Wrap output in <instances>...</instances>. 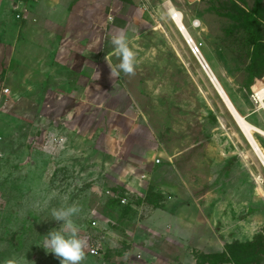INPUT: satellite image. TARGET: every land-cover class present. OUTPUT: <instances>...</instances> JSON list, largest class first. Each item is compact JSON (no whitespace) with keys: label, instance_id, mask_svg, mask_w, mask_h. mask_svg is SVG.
I'll return each mask as SVG.
<instances>
[{"label":"rangeland","instance_id":"1","mask_svg":"<svg viewBox=\"0 0 264 264\" xmlns=\"http://www.w3.org/2000/svg\"><path fill=\"white\" fill-rule=\"evenodd\" d=\"M119 1L110 22L130 34L137 65L115 80V31L82 57L69 42L75 70L41 26L64 32L68 0H0V264H61L35 243L59 227L50 210L71 205L81 264H264V167L167 12L184 13L237 110L264 129L251 99L264 81V0L259 31L238 8L256 0Z\"/></svg>","mask_w":264,"mask_h":264},{"label":"crops","instance_id":"2","mask_svg":"<svg viewBox=\"0 0 264 264\" xmlns=\"http://www.w3.org/2000/svg\"><path fill=\"white\" fill-rule=\"evenodd\" d=\"M29 1L38 4L46 3L49 4L50 7H53L60 3L59 1L61 0ZM120 6L121 2L119 0H116L113 4H111L110 0H68L64 18L59 21L63 24L61 30H64V32L58 34L55 30L57 27L53 26L56 22L58 23V20H56L55 24L51 25L47 19H44L43 22L45 24L42 23L41 26L48 27V29L52 31L51 34L60 36L57 57L62 60L65 58V62L68 66L77 70L79 68H75L74 66L77 58L74 59L71 55L74 54V49L78 48L69 45L70 48L68 49L66 45L69 42L74 44L73 41L79 42L81 44L79 47L82 49L80 51L77 50V54L81 57L83 55L85 56V54L100 52V48L102 47L101 32L107 31V33H109L110 31H118V27L115 26V23L110 22L109 13H113L112 10H114V12L117 11ZM61 55L63 57H61ZM87 65L90 67L92 66V64Z\"/></svg>","mask_w":264,"mask_h":264},{"label":"clouds","instance_id":"3","mask_svg":"<svg viewBox=\"0 0 264 264\" xmlns=\"http://www.w3.org/2000/svg\"><path fill=\"white\" fill-rule=\"evenodd\" d=\"M110 43L118 60V63L113 65L108 56L106 57L111 69V77L116 80L120 73L134 75L137 53L131 46L130 34L125 29H120L110 37ZM78 212L79 208L75 205L52 208L45 218L60 222L59 227L53 228L47 234H40L42 240L35 243L59 258L61 264H81L86 255L87 241L81 236L80 229L73 219Z\"/></svg>","mask_w":264,"mask_h":264},{"label":"bare ground","instance_id":"4","mask_svg":"<svg viewBox=\"0 0 264 264\" xmlns=\"http://www.w3.org/2000/svg\"><path fill=\"white\" fill-rule=\"evenodd\" d=\"M167 12L171 18V20L174 22V24L177 26L178 30L180 31V33L182 34V36L185 38V40L187 42H190L189 45H194L195 41L193 39V36L191 35L189 29L187 28L184 19H185V15L184 13L177 9L173 4L168 3L167 4ZM201 55L202 57L205 59V61L207 62L205 56L203 55V53L200 51V53L197 54L196 57H198L199 59H201ZM197 58V59H198ZM199 61V60H198ZM200 63V62H199ZM208 64V62H207ZM209 65V64H208ZM202 66V65H201ZM210 67V65H209ZM203 68V67H202ZM211 69V67H210ZM204 70V68H203ZM212 70V69H211ZM205 71V70H204ZM212 72L214 73V71L212 70ZM206 73V72H205ZM215 75V73H214ZM215 77L217 78V76L215 75ZM218 79V78H217ZM220 82V81H219ZM228 95V94H227ZM229 97V96H228ZM226 102L228 104V107L231 110V115L234 118V120L236 121L237 125L239 126L240 130L242 131V133L245 135L253 153L255 154V156L258 158V160L260 161V163L262 164V166L264 167V151L262 150L261 146L259 145V143L257 142V140L255 139L253 132H257L261 135L264 136V129L262 127H259L258 125L250 122L245 116H243L235 107V105L233 104V102L231 101V99L229 98V100L225 97ZM260 110H263L262 108ZM264 111V110H263ZM252 145H251V144ZM253 146V147H252ZM254 148V149H253Z\"/></svg>","mask_w":264,"mask_h":264},{"label":"trees","instance_id":"5","mask_svg":"<svg viewBox=\"0 0 264 264\" xmlns=\"http://www.w3.org/2000/svg\"><path fill=\"white\" fill-rule=\"evenodd\" d=\"M233 2H235V1H233ZM255 3H256V5H255V8H253V9L246 8V6L242 7L240 5H238L239 6L238 7L236 5L238 8H240V11L243 13V17L247 22L249 30H251V31L254 30L255 26L257 27L256 24H258V26H259L260 19H261L258 17V14L260 13V11L262 9V0H256ZM258 31H259V28H258ZM253 34L254 35L252 38V42L255 44V55H254L253 59H254V61H256V59L259 57V47L261 46L262 41L259 40L260 37L258 34L254 33V32H253ZM112 201H114V199ZM118 201L120 202V200H118ZM222 263H223V260H221L215 264H222Z\"/></svg>","mask_w":264,"mask_h":264},{"label":"built area","instance_id":"6","mask_svg":"<svg viewBox=\"0 0 264 264\" xmlns=\"http://www.w3.org/2000/svg\"><path fill=\"white\" fill-rule=\"evenodd\" d=\"M32 1H39V0H32ZM17 17L20 18L21 15L20 13L17 14ZM198 21L195 20L193 22L194 25H198ZM192 52L197 56L198 53H200V48L198 47V45L196 43H194V45H190ZM10 95V89L6 88V87H2L0 88V101H3L5 98H7ZM251 99L252 102L254 103V105L257 106L258 109H263L264 110V81L262 83V85H260V87L251 95ZM1 136H0V140H1ZM159 162V160H158ZM122 203H125L127 200L125 197L122 198ZM96 222H94L95 224ZM91 253L92 254H98V250L97 248H95L94 245H92L91 247ZM141 257V256H140Z\"/></svg>","mask_w":264,"mask_h":264},{"label":"water","instance_id":"7","mask_svg":"<svg viewBox=\"0 0 264 264\" xmlns=\"http://www.w3.org/2000/svg\"><path fill=\"white\" fill-rule=\"evenodd\" d=\"M190 44V42H188ZM198 58V57H197ZM200 64L202 65V67L204 68L209 80L211 81V83L213 84L215 90L217 91V93L219 94L220 98L222 99V101L224 102L225 106L227 107V109L231 112L230 108L228 107V104L226 102L225 97L229 100V97L225 91V89L223 88V86L221 85V83L219 82V80L215 77L214 73L212 72V70L210 69L209 65L207 64V62L205 61V59L202 57L201 55V59H199ZM232 113V112H231ZM233 115V114H232ZM251 144V143H250ZM252 145V144H251ZM253 147V146H252ZM254 149V148H253Z\"/></svg>","mask_w":264,"mask_h":264}]
</instances>
